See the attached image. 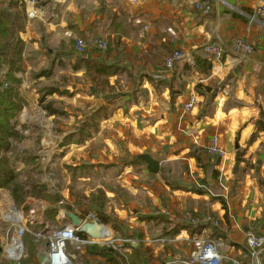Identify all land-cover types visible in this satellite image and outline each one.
Wrapping results in <instances>:
<instances>
[{"label": "crops", "instance_id": "obj_1", "mask_svg": "<svg viewBox=\"0 0 264 264\" xmlns=\"http://www.w3.org/2000/svg\"><path fill=\"white\" fill-rule=\"evenodd\" d=\"M193 3L39 0L42 16L30 22L24 17L21 70L13 74L24 103L15 128L20 136L32 126L50 138L59 136L51 154L61 152L68 159L67 184L59 197L28 196L40 205L28 206L26 215L58 206L61 226L67 211L80 217L94 211L111 230L143 238L132 247L152 258L163 247L148 240L164 235L172 223L176 228L200 224L197 233L203 236L214 235L217 227L238 257L245 256L247 231L264 235V12L256 11L264 0H212L208 14L196 11ZM76 37L86 44L83 55L73 48ZM95 37L106 39L109 48L96 49ZM238 40L252 51L235 50ZM207 42L220 43L224 55L220 61L207 55L211 68L205 71L198 61L206 59L202 47ZM174 49L191 61H177L165 79H152ZM6 73L5 67L1 81ZM191 95L197 104L183 113ZM47 101L57 113L42 107ZM213 137L222 158L207 151ZM140 154L158 161L159 171L149 172L135 158ZM19 161L27 166L29 160ZM90 169L99 176L82 193L86 203L97 202L88 208V203L75 205L68 191L69 182L88 181ZM43 184L53 197V189ZM116 199L135 209L119 208ZM109 205L115 213L112 207L100 209ZM84 248L77 264L83 263ZM189 252L188 243H177L176 261Z\"/></svg>", "mask_w": 264, "mask_h": 264}, {"label": "built area", "instance_id": "obj_2", "mask_svg": "<svg viewBox=\"0 0 264 264\" xmlns=\"http://www.w3.org/2000/svg\"><path fill=\"white\" fill-rule=\"evenodd\" d=\"M135 2L136 0H130ZM23 6L25 19L30 22L40 16L43 13V7L39 5V0H20ZM196 11L202 14H208L212 9V0H194L193 3ZM257 12H264V4L260 5L256 9ZM146 28V26H145ZM171 31V29H168ZM93 45L96 49L105 50L108 47V41L103 38L95 37L93 39ZM73 48L76 52L82 53L86 49V44L79 38L73 39ZM235 50H243L246 53L252 51L249 44L242 40H238L234 43ZM202 50L208 55L211 60H221L224 55V49L220 43L207 42L203 45ZM191 61L189 56L182 50H174L167 55L163 62V69L157 70L154 74H151L152 79L162 80L165 79L167 73L172 69L175 61ZM3 85L4 79L2 80ZM197 104V98L195 95H191L188 100L182 106V112L186 113L192 110ZM207 151L211 154H215L222 158L224 151L218 143V138L213 137L207 147ZM10 211L7 212L5 219L13 226L12 233L8 234L2 243L3 256L11 261H19L23 255L24 244L22 236L24 232L28 230L26 222L37 221V214L22 215L19 209L10 204ZM14 211V213H13ZM84 220H97L102 228H106L107 235L100 238L91 237L84 233L83 236H79L80 233L77 228L71 224L67 219L61 226H56L46 231L42 236L46 240V246L41 251L46 256L44 264H77L78 257L77 252L82 251L84 246L87 245H105L113 249L119 256V262L121 264H132L129 262L128 246L132 244H139L144 240L122 238L115 234L113 230L104 225L100 217L91 211H87L82 217ZM217 225L216 221H213ZM105 233V232H104ZM40 236V233L36 234ZM149 243L158 244H174V243H188L190 246V252L188 256L180 261H176V264H264V235L255 233L253 231H247L245 233V256L238 257L232 253V246H230L228 240L222 235L203 236L199 233L189 234L188 232H179L175 235H163L148 240ZM146 264V263H140ZM170 264V263H166ZM174 264V263H172Z\"/></svg>", "mask_w": 264, "mask_h": 264}, {"label": "rangeland", "instance_id": "obj_3", "mask_svg": "<svg viewBox=\"0 0 264 264\" xmlns=\"http://www.w3.org/2000/svg\"><path fill=\"white\" fill-rule=\"evenodd\" d=\"M37 118L43 119V117H38V116ZM33 123L34 122H32V125ZM18 129L20 128L18 127ZM45 134L46 133L39 131L32 126L31 130H27L26 132L21 133V136L13 142L12 150L11 152H9V156L11 158V161L14 167L16 168V172L20 175V176L18 175L19 177H17L16 182L25 181L24 183L28 185L31 182L46 183L49 189H53V192H51L52 194L50 193L51 195H53V197H50L49 199L55 200L56 197H59V194H60L59 191H61L62 186L67 184L66 183L67 172L65 171H66V166H67L66 162L68 161V159L67 158L63 159L61 157V152H56V153L51 154V151L53 149H55L56 151L58 149L57 146L59 145L58 143L59 136L58 138H50L51 136H47ZM48 158L49 159L52 158V162L50 160H47ZM23 159L29 160L28 163H26L27 166L25 165L23 166L22 163L19 161ZM165 170L166 168L162 169L161 172L163 173ZM68 172L69 174H71V170ZM73 173L76 174L75 169H73ZM89 174L90 175H89L88 181L86 179H83L79 183H76L74 181L69 182L68 193L70 196L74 197L75 205L80 204V205L87 206V203H88L87 207L89 208L90 204L97 203L95 200L89 201V199H88V202L86 203L84 199H82L81 197L84 189L85 191H87L88 188L92 186L91 183L94 181V179L98 178L99 176L98 174L94 175L96 173L93 172L92 169H90ZM54 190H56V192H54ZM49 201L53 202L51 200ZM115 202H117L116 204L119 208L129 209L131 211L135 209L134 207L128 208L125 202L120 203L118 199H116ZM10 204H12L15 208L20 209V212L22 213V215H26L28 206L35 205V208H36L37 206L40 205L39 203H35L34 201L26 197L23 203H21L19 206H16L14 200L10 196V192L7 189L0 188V263L10 262L3 256V253H2V243H3L2 239H4L7 234L8 236H10L13 230L12 224L9 222H6V219H5L7 212L10 211ZM50 204H53V203H50ZM56 207L58 208V206ZM110 207H112L111 211L115 213L113 209L114 206H111V205H109L106 208L101 207L100 209L107 210ZM57 208L55 209L48 208L45 211L43 209L42 210L34 209L31 212V214H39L41 216L37 217L38 221L34 223L26 222V227L28 228V230L26 231L25 237H23L24 250H23V255L21 259L19 260V262L21 261L23 264H39L37 263V255L46 246V240L45 238H43L42 235L49 229L54 228L55 225L59 226L57 225L58 224V218H57L58 213L56 210ZM95 208L98 210L97 206ZM91 209H93V207ZM91 212H94V211H91ZM112 225H115V224H112ZM114 232L117 236L122 237V238H131V239H137V240L139 239V241L140 240L142 241L143 239V238H137L135 236L124 235L123 233L116 232V231ZM37 233H40L41 235L37 236L36 235ZM165 235L166 234H164V236ZM160 236H163V235H160ZM141 243L142 242H139V244ZM88 246H91V245L85 246L83 250V263L82 264H102L103 261L106 260V258H104L102 255L105 253L108 254L110 252L108 251V249H104V248H109V247L105 245H99L97 249L93 248L96 251L100 252V253H97L95 252V250H89ZM156 246L163 247V248H161L157 252L156 258H152L151 255H146L144 259V263L146 264H166V263L176 264L175 263L176 262V243L160 244ZM79 252L81 251H78L77 253ZM147 253L149 252L147 251L146 254ZM87 254H89V259H87V257L85 258V255ZM116 261L119 263V259ZM129 262L132 264H137L135 262H131L130 259H129Z\"/></svg>", "mask_w": 264, "mask_h": 264}, {"label": "trees", "instance_id": "obj_4", "mask_svg": "<svg viewBox=\"0 0 264 264\" xmlns=\"http://www.w3.org/2000/svg\"><path fill=\"white\" fill-rule=\"evenodd\" d=\"M5 7L8 8V11L4 10ZM23 12V6L20 3V0H8L7 3L0 1V73L5 67L7 68V73L4 79V83H6V86H2L3 82L0 80V188L7 189L10 192V196L14 200L16 206H19L21 203H23L25 198L28 196L42 199H49L50 197H52L46 193V186L42 183L31 182L28 185L24 183L25 181L16 182L17 177H19L20 175L16 172V168L14 167L9 156L13 141L20 137V134L15 128V117L21 110L24 103L22 97L18 94L15 87V85L18 84L19 81L13 75L14 72L21 70L23 41L21 40L19 34L24 28ZM108 48L109 45L107 49ZM173 51L169 52L167 55H169ZM83 53L84 51L80 53V55H83ZM203 54L205 55L204 57L206 59L203 58L198 62H204V70L208 71L211 68V62L207 60V54L204 52ZM165 57L163 58L162 66L160 69H163V62ZM176 63L177 61L173 63V67ZM200 88L201 85L196 86L197 91H199ZM50 90L52 89H49L48 91ZM207 90L209 91L210 89ZM48 91H44L41 94V101L44 100L45 95ZM42 107L48 113L58 112L57 109H55L53 102L51 101L43 103ZM215 157L216 161H219V157ZM221 204L222 208L225 211L224 219L225 221H227L228 217L226 205L224 201H221ZM103 221L106 222V219L102 218V222ZM164 222L170 223V221ZM201 227L202 226H200V224L193 225L188 223L182 228H176V223H172L171 226L166 231H164L163 234L175 235L183 230L188 232L189 234H194L197 233ZM213 233L214 235H222L217 227L215 228ZM25 235L26 232H24L22 239L23 237H25ZM79 236L83 235L80 233ZM98 246L99 245H91L88 246V249L95 250ZM129 248L132 250V253L128 251V257L130 261L137 264L143 263L146 250L142 252L140 248L139 250L141 252H139L138 249L132 247V245H129ZM104 249H108V251H110L108 254L104 252L105 254L102 255L104 258H106L107 264H121L120 262L118 263L116 261L118 260L117 257L119 256L116 252H114L111 248ZM95 252L100 253L96 250ZM0 264H11V262H1ZM20 264L23 263L20 261Z\"/></svg>", "mask_w": 264, "mask_h": 264}, {"label": "water", "instance_id": "obj_5", "mask_svg": "<svg viewBox=\"0 0 264 264\" xmlns=\"http://www.w3.org/2000/svg\"><path fill=\"white\" fill-rule=\"evenodd\" d=\"M5 11H8V8H4ZM135 158L142 160L146 164V168L151 173H156L159 171V162L154 160L150 157L148 154H140L137 155ZM66 218L71 222V224L74 226V228H77V231L79 233H84L91 237H96L97 230L100 229L101 224L97 220H84L82 217H80L78 214L67 211L66 212ZM33 222V221H32ZM31 222V223H32ZM38 261L40 264H44L46 261V256L43 252H40L38 254ZM11 264H20L19 261H11Z\"/></svg>", "mask_w": 264, "mask_h": 264}, {"label": "bare ground", "instance_id": "obj_6", "mask_svg": "<svg viewBox=\"0 0 264 264\" xmlns=\"http://www.w3.org/2000/svg\"><path fill=\"white\" fill-rule=\"evenodd\" d=\"M11 207V206H10ZM9 208V207H8ZM8 210V209H7ZM11 210V209H10ZM13 213H14V211H13ZM105 232V233H104ZM96 238L98 237V238H100V237H102V236H105V235H107V230H106V228H102V227H100V229L99 230H97V232H96Z\"/></svg>", "mask_w": 264, "mask_h": 264}]
</instances>
